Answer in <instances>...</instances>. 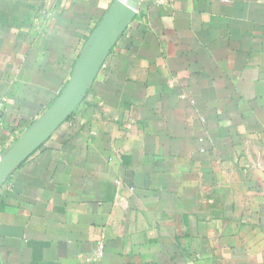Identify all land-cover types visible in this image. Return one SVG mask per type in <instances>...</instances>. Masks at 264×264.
Wrapping results in <instances>:
<instances>
[{
    "label": "crops",
    "instance_id": "0c3cea01",
    "mask_svg": "<svg viewBox=\"0 0 264 264\" xmlns=\"http://www.w3.org/2000/svg\"><path fill=\"white\" fill-rule=\"evenodd\" d=\"M113 2L0 0V157ZM0 264H264V0H141L1 186Z\"/></svg>",
    "mask_w": 264,
    "mask_h": 264
},
{
    "label": "water",
    "instance_id": "95a60500",
    "mask_svg": "<svg viewBox=\"0 0 264 264\" xmlns=\"http://www.w3.org/2000/svg\"><path fill=\"white\" fill-rule=\"evenodd\" d=\"M141 0H114L88 38L71 77L52 105L0 157V188L74 113L118 39L135 19Z\"/></svg>",
    "mask_w": 264,
    "mask_h": 264
},
{
    "label": "built area",
    "instance_id": "2783aa9c",
    "mask_svg": "<svg viewBox=\"0 0 264 264\" xmlns=\"http://www.w3.org/2000/svg\"><path fill=\"white\" fill-rule=\"evenodd\" d=\"M173 0H154V2L158 5H167L169 3H171ZM2 107H3V103H0V129L2 127ZM104 249V244L103 241L100 243L99 248L97 253L100 254Z\"/></svg>",
    "mask_w": 264,
    "mask_h": 264
}]
</instances>
